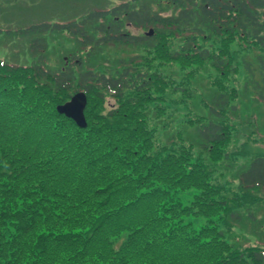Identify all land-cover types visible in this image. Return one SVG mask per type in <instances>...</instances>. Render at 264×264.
Returning a JSON list of instances; mask_svg holds the SVG:
<instances>
[{
	"label": "trees",
	"instance_id": "trees-1",
	"mask_svg": "<svg viewBox=\"0 0 264 264\" xmlns=\"http://www.w3.org/2000/svg\"><path fill=\"white\" fill-rule=\"evenodd\" d=\"M15 33L29 38L32 61L0 60V264H264L262 246L215 224L232 232L256 221L232 203L253 192L262 200L264 155L228 179L234 187L211 183L209 153L225 150L216 152L223 163L241 156L227 145L236 105L215 81L195 86L204 68L231 73L227 46L238 43L241 90L264 106V0H120ZM61 34L73 51L50 69L47 37ZM114 45L141 51L99 70L95 54ZM170 64L186 84L172 80ZM79 92L85 128L56 111ZM179 104L182 120L168 111ZM187 190L199 194L183 206L176 192Z\"/></svg>",
	"mask_w": 264,
	"mask_h": 264
},
{
	"label": "rangeland",
	"instance_id": "rangeland-1",
	"mask_svg": "<svg viewBox=\"0 0 264 264\" xmlns=\"http://www.w3.org/2000/svg\"><path fill=\"white\" fill-rule=\"evenodd\" d=\"M120 0H0V60L12 64H29L32 57L29 54V38L21 37L16 34V30L24 28L31 24L40 22L48 23H65L68 21L76 20L87 13L89 10H97L100 8H108L117 4ZM47 41L49 47L46 53V64L50 69H57L60 64H64V57L70 51H73V44L67 34L60 36H48ZM179 42L174 41L169 50L175 52L178 50ZM227 47L229 54L232 56L231 69L226 77H221L218 72L210 68H204L203 73L196 79L195 86L206 90L211 81H215L220 88L225 87L226 91L230 93L233 104L236 105V115L230 123V128L237 129L231 132L230 140L228 139L227 145L240 146V157L234 158L231 162H221L217 160L216 152L223 151L222 149L216 150L208 154L206 169L210 177L211 183L213 180L219 181V186L227 188L228 186L234 187L236 181L228 179L232 177L235 179L241 169L246 168L249 161L256 155H264V106L256 101L252 96L251 89L242 91L244 82V71L241 67V56L245 53L243 46L238 43H231ZM174 49V50H173ZM141 49L135 47L125 46H108L102 50L100 54H95L99 70L106 67H114V64L119 58L129 55L138 54ZM250 56L247 60L254 64L256 61L254 52L259 54V50L255 48L246 49ZM263 60H264V53ZM48 59V61H47ZM153 56L150 55V69H157L158 65ZM171 65V64H170ZM106 66V67H105ZM179 65L172 64L168 66L167 72L172 76V80L186 84L184 71L180 70ZM165 69V66L161 71ZM208 74V75H207ZM208 76V79L206 78ZM219 79V80H218ZM177 90L182 94V88L185 85L177 83ZM234 91V92H233ZM200 107V106H199ZM173 113L179 114L178 119L182 120L183 115L187 113L185 104H179L176 108H171ZM201 110V108H200ZM202 112H204L202 110ZM203 114V113H200ZM179 122V121H176ZM158 123V122H157ZM159 124V123H158ZM162 134V130L158 131ZM162 135H160V138ZM238 147V148H240ZM225 151V150H224ZM223 151V152H224ZM232 164V165H231ZM228 168V169H227ZM213 179V180H212ZM199 194L196 190H187L176 192L177 197L183 206H189L194 199V196ZM261 201H257L261 197L259 192H253L245 195V198H240L238 202H233L232 206L239 205L240 211L244 214H252L255 216L254 223H244L242 229L238 227L232 229L230 232L224 223L215 219L218 230L229 234L234 233L235 236L241 235V242L251 246H262L264 248V193ZM217 217V216H216ZM193 227L198 229L205 225L203 217L196 216L192 219ZM233 234V235H234ZM126 235H122L117 241L116 245L124 241Z\"/></svg>",
	"mask_w": 264,
	"mask_h": 264
},
{
	"label": "water",
	"instance_id": "water-1",
	"mask_svg": "<svg viewBox=\"0 0 264 264\" xmlns=\"http://www.w3.org/2000/svg\"><path fill=\"white\" fill-rule=\"evenodd\" d=\"M148 36L152 35L149 31ZM86 106V97L83 93L74 95L68 102L57 106L56 110L60 115L72 119L80 128L86 127L84 109Z\"/></svg>",
	"mask_w": 264,
	"mask_h": 264
}]
</instances>
